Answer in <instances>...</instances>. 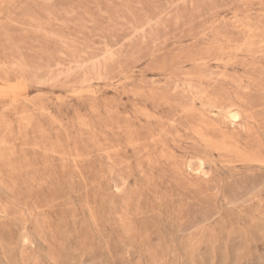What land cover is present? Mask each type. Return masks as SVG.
<instances>
[{"label":"rangeland","instance_id":"374dc122","mask_svg":"<svg viewBox=\"0 0 264 264\" xmlns=\"http://www.w3.org/2000/svg\"><path fill=\"white\" fill-rule=\"evenodd\" d=\"M188 83L264 154V0H0V264H264V163Z\"/></svg>","mask_w":264,"mask_h":264},{"label":"bare ground","instance_id":"6f19581e","mask_svg":"<svg viewBox=\"0 0 264 264\" xmlns=\"http://www.w3.org/2000/svg\"><path fill=\"white\" fill-rule=\"evenodd\" d=\"M185 87L192 95H200L202 104L210 109V114H214L213 117H210V120H218L219 122L218 125H212V128L209 124L202 121V123L193 130L194 135L197 136L199 141L204 144L205 147L222 153L227 157L239 158L246 163H264V154L261 147L256 148L254 146H245L241 141L240 134L235 132L237 130L236 128H242L244 126L242 123L245 122V119H248L245 116L246 111L243 109L244 106H247L246 103L230 101L226 99L227 97H219L216 99L212 94L207 93L206 90H202L191 83H188ZM232 128L234 130H232ZM207 132H213V134L218 137L212 138L210 135H206ZM191 166L192 164L189 165V167ZM197 166V170H204L205 160L200 158Z\"/></svg>","mask_w":264,"mask_h":264}]
</instances>
